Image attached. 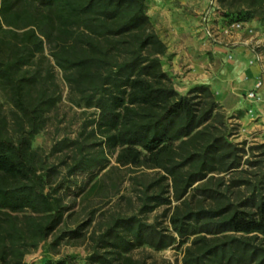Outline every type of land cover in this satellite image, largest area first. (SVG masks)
Here are the masks:
<instances>
[{
    "label": "trees",
    "instance_id": "1",
    "mask_svg": "<svg viewBox=\"0 0 264 264\" xmlns=\"http://www.w3.org/2000/svg\"><path fill=\"white\" fill-rule=\"evenodd\" d=\"M227 23L264 24V0H217ZM167 44L147 0H0V264H27L53 245L78 239L63 229L71 184L88 193L104 184V149L132 179L138 209L113 213L89 234L84 264H148L131 252L184 246L182 264H264V143L232 140L224 107L207 84L179 91L165 71ZM56 68L95 109L89 134L63 139L73 151L66 174L34 147L62 99ZM150 171V172H148ZM86 175L84 185L70 176ZM169 206L168 227L144 215ZM45 264H80L73 256ZM151 264H158L153 261Z\"/></svg>",
    "mask_w": 264,
    "mask_h": 264
},
{
    "label": "rangeland",
    "instance_id": "2",
    "mask_svg": "<svg viewBox=\"0 0 264 264\" xmlns=\"http://www.w3.org/2000/svg\"><path fill=\"white\" fill-rule=\"evenodd\" d=\"M203 0H147V12L151 18L155 30L167 44V54L162 58L165 71L173 78L179 91L186 93L187 84L184 83V65L175 59L181 60L176 55L183 50L184 57H198L203 53L210 54L207 49L205 38L198 31L199 16L203 8ZM256 27L253 29H264V24L254 19ZM248 22H243V26ZM261 52V50H260ZM264 54V53H262ZM181 70V72L179 71ZM57 81L62 88V99L57 107L49 114V120L44 128L34 139V147L47 157V159L60 166L62 175L66 174V164L71 161L73 151L64 148L63 151H54V145L63 140L80 138L88 142H98V137L90 135L93 128L92 121L97 117L95 109H88L78 104L77 95L71 90L63 78V72L56 68ZM0 101L4 104L8 114L11 107L0 92ZM228 124L236 142L247 141L248 144L264 143V133L251 130L252 122L246 112L227 111ZM91 149L95 153L104 149L108 157L107 167L100 173L99 177L104 179V184L98 185L88 193L77 195L79 189L71 184V191L66 197V202L71 206L68 212L67 223L63 229H75L78 225L83 226V235L78 239L65 238L59 244L53 245L57 232L48 241L41 244L39 249L28 255L27 264H45L49 259H60L65 256H73L80 264L86 262V258L92 250L88 237L92 230L101 226L113 213H132L138 209L137 194L138 186L134 183L133 177L142 174L139 169L136 173L129 167L120 166L116 162V156L108 153L102 146H94ZM146 172V171H145ZM150 172V171H148ZM72 181L84 185L86 175L70 176ZM169 206H161L155 211L144 215L152 223H159L160 226L168 227ZM184 246H173L157 251L149 246L139 247L131 252L136 259L147 261L151 264L156 261L158 264H182Z\"/></svg>",
    "mask_w": 264,
    "mask_h": 264
},
{
    "label": "crops",
    "instance_id": "3",
    "mask_svg": "<svg viewBox=\"0 0 264 264\" xmlns=\"http://www.w3.org/2000/svg\"><path fill=\"white\" fill-rule=\"evenodd\" d=\"M203 8L199 16L198 31L205 38L210 54L184 57L179 50L178 61L184 65L185 89L198 84H207L216 95L218 102L227 111H243L253 123L251 130L264 133V84L259 90L260 99H250L247 94L254 88L257 78L262 75L264 66V29H253L255 22L246 23L241 29L224 34L222 28L226 24L224 17L216 8L209 14V26L220 35L221 41L215 42L204 33L206 14L210 11L211 0H203ZM182 52V54H181ZM181 72V70H179Z\"/></svg>",
    "mask_w": 264,
    "mask_h": 264
},
{
    "label": "built area",
    "instance_id": "4",
    "mask_svg": "<svg viewBox=\"0 0 264 264\" xmlns=\"http://www.w3.org/2000/svg\"><path fill=\"white\" fill-rule=\"evenodd\" d=\"M214 8H216L217 13L221 14L219 12V5H218L217 0H211L210 11H208V13L206 14L207 16L205 19L204 33L207 37H209L213 41L220 42L221 38H220L219 33L213 27H210L208 24L209 23V14L211 12V9L213 10ZM242 27H243V23L240 21H233L231 23L226 22V24L222 28V30H223L224 34H229L233 30L241 29ZM255 52H257L258 55L264 57V54H261L259 51L256 50ZM263 84H264V66H262V75H260L257 78V81L255 83L254 88L247 94L248 98L260 99L259 90L263 87Z\"/></svg>",
    "mask_w": 264,
    "mask_h": 264
}]
</instances>
